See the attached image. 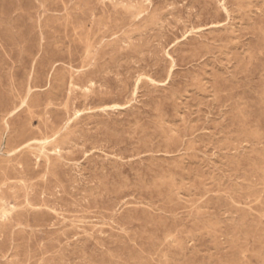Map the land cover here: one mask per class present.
I'll use <instances>...</instances> for the list:
<instances>
[{
    "label": "rangeland",
    "instance_id": "rangeland-1",
    "mask_svg": "<svg viewBox=\"0 0 264 264\" xmlns=\"http://www.w3.org/2000/svg\"><path fill=\"white\" fill-rule=\"evenodd\" d=\"M0 264H264V0H0Z\"/></svg>",
    "mask_w": 264,
    "mask_h": 264
},
{
    "label": "bare ground",
    "instance_id": "bare-ground-1",
    "mask_svg": "<svg viewBox=\"0 0 264 264\" xmlns=\"http://www.w3.org/2000/svg\"><path fill=\"white\" fill-rule=\"evenodd\" d=\"M5 210V209H4ZM5 215H8V212H7V210L5 211Z\"/></svg>",
    "mask_w": 264,
    "mask_h": 264
}]
</instances>
